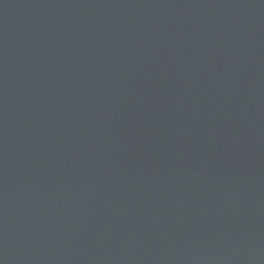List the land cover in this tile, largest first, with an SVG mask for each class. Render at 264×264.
Instances as JSON below:
<instances>
[{
    "label": "water",
    "instance_id": "water-1",
    "mask_svg": "<svg viewBox=\"0 0 264 264\" xmlns=\"http://www.w3.org/2000/svg\"><path fill=\"white\" fill-rule=\"evenodd\" d=\"M0 264H264V0H0Z\"/></svg>",
    "mask_w": 264,
    "mask_h": 264
}]
</instances>
